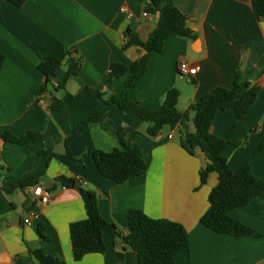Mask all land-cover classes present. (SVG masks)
<instances>
[{
	"label": "crops",
	"instance_id": "0c3cea01",
	"mask_svg": "<svg viewBox=\"0 0 264 264\" xmlns=\"http://www.w3.org/2000/svg\"><path fill=\"white\" fill-rule=\"evenodd\" d=\"M150 1L28 0L18 8L0 0V51L5 56L0 70V264H37L29 252L35 247L66 264H138L136 253L122 238L108 234H104V253L73 259L69 224L85 219L86 211L79 191L63 187L58 181L61 176H78L83 188L95 191L101 216L115 224L121 236L129 234L131 209L182 224L189 232L190 248L175 256L176 264H264V197L229 212L263 234L260 237L219 234L203 226L200 218L209 207L208 196L218 184V174L211 173L201 185L200 172L207 159L200 150L189 154L181 146L182 126H165L152 138L144 121L117 106L87 122L103 105V99L87 94V89L119 96L127 75L109 81L110 66L131 65L145 53L127 44L126 32L130 29L141 40L148 39L160 17L159 12L143 15ZM161 2L173 3L187 15V26L197 37L167 38L162 52L150 55L147 73L129 89L128 97L158 109L167 91L177 87L178 109L185 112L214 88H231L239 70L242 83L262 89L243 118L231 108L220 111L211 132L242 143L224 151L232 171L250 159L253 174L264 182V151L252 156L264 142V15L256 18L251 0ZM64 49L82 60L78 75L67 81L69 57ZM48 56L59 58L62 66L47 92L39 95L45 77L37 66ZM181 60L198 66L186 83L178 77ZM64 82V90L54 89ZM54 99L62 102L61 110L51 108ZM192 117L191 113L187 122L190 131ZM4 131L17 137L32 131L43 138L19 145L3 141ZM119 133L142 137L149 155L146 174L121 184L99 173L90 152L118 148ZM40 151L59 157L44 168ZM29 176H39L38 185L10 191ZM38 186L48 188L50 203L43 204L34 194ZM34 212L39 217L25 224ZM38 224L43 225L47 240L40 237Z\"/></svg>",
	"mask_w": 264,
	"mask_h": 264
},
{
	"label": "trees",
	"instance_id": "16d2710c",
	"mask_svg": "<svg viewBox=\"0 0 264 264\" xmlns=\"http://www.w3.org/2000/svg\"><path fill=\"white\" fill-rule=\"evenodd\" d=\"M16 7H22L28 0H4ZM252 9L256 18L264 15V0H251ZM151 14L160 13L156 28L143 41L130 29L126 32L127 44L137 45L145 53L131 65L113 63L110 66L108 80L127 75L124 88L119 96L109 95L87 89V94L96 95L103 99V105L98 112L91 116L87 122L96 120L100 115L108 112L112 107L132 113L147 123V135L158 136L165 126L175 128L182 126L181 146L189 153L194 154L200 150L207 159L206 166L200 172L201 185L207 182L211 173L218 174V184L210 191L208 196V209L201 216L200 223L219 234H228L235 237L254 236L253 229L233 219L229 212L235 208H244L256 197H264V182L257 178L251 169L250 159L237 171H232L228 165L224 151L229 145L239 146L241 142H229L221 139L211 132L212 124L220 111L231 108L239 119L243 118L249 108L254 104L261 87L250 83H242V74L235 72L231 88L216 87L210 93L202 96L197 102L191 104L185 112H180L178 103L180 91L172 87L169 89L158 109H150L142 102L131 100L128 91L136 86L139 80L148 71L149 57L152 53H160L169 37L196 39L197 35L188 26V16L183 14L173 3L164 4L161 0H151L145 7ZM68 55L66 81L78 75L82 68V60L71 57V52L64 49ZM5 56L0 51V70L4 64ZM62 62L55 56H48L38 64L39 71L45 77V84L41 87L39 95L47 92L52 79L60 72ZM66 82L56 86L55 90H64ZM53 110H61L63 104L54 99L51 105ZM193 130H189L187 122L190 114ZM78 130L75 127L74 132ZM43 136L36 132H28L25 136L17 137L10 131H4L1 139L5 142L19 145H29L42 140ZM119 147L110 152L102 150L90 151L99 173L105 178L124 183L132 178L146 174L149 167L148 152L142 147L143 138L140 136L126 137L118 134ZM264 151V142L255 150L252 156ZM44 156L45 164L52 158L59 157L52 151H40ZM39 176H29L13 184L10 191L16 188L35 187ZM58 181L63 187L73 189L79 187L86 218L69 224V233L72 245V257L80 261L89 254L104 253L106 244L104 234L112 237H121L122 242L128 245L137 255L138 264H176L175 256L190 248L189 232L177 222L167 219H156L146 215L142 210L131 209L128 213L129 234L121 236L115 224L105 220L98 209V194L93 190L82 187V180L59 177ZM38 233L43 240L48 236L42 224L37 226ZM29 252L37 264H66L65 261L45 254L40 247L29 248Z\"/></svg>",
	"mask_w": 264,
	"mask_h": 264
},
{
	"label": "built area",
	"instance_id": "2783aa9c",
	"mask_svg": "<svg viewBox=\"0 0 264 264\" xmlns=\"http://www.w3.org/2000/svg\"><path fill=\"white\" fill-rule=\"evenodd\" d=\"M123 12H126L125 8H122ZM144 16L148 15V12H144L143 13ZM177 71L180 75L184 76V77H191L194 76L196 74V72L198 71V66L189 63L188 61L185 60H181L178 62L177 65ZM34 194L37 195L40 198V201L43 204H48L52 201V196L50 194V192L46 189H44L43 187H36L34 189ZM39 217V214L34 212L31 213L29 216H27L24 219V223L25 224H31L32 219H36Z\"/></svg>",
	"mask_w": 264,
	"mask_h": 264
},
{
	"label": "rangeland",
	"instance_id": "374dc122",
	"mask_svg": "<svg viewBox=\"0 0 264 264\" xmlns=\"http://www.w3.org/2000/svg\"><path fill=\"white\" fill-rule=\"evenodd\" d=\"M178 77L180 78V80L183 82V83H186V77H182V75H178ZM175 88H177V87H175ZM178 89V88H177ZM179 90V89H178ZM181 107V106H180ZM146 122H144V124H145ZM147 124V123H146Z\"/></svg>",
	"mask_w": 264,
	"mask_h": 264
},
{
	"label": "water",
	"instance_id": "95a60500",
	"mask_svg": "<svg viewBox=\"0 0 264 264\" xmlns=\"http://www.w3.org/2000/svg\"><path fill=\"white\" fill-rule=\"evenodd\" d=\"M46 189H48L47 187H45ZM75 190L79 191L80 188L79 187H74Z\"/></svg>",
	"mask_w": 264,
	"mask_h": 264
}]
</instances>
